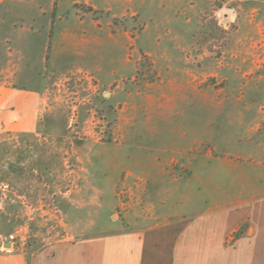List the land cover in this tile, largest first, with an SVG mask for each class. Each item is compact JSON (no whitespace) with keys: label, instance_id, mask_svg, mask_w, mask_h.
<instances>
[{"label":"rangeland","instance_id":"obj_1","mask_svg":"<svg viewBox=\"0 0 264 264\" xmlns=\"http://www.w3.org/2000/svg\"><path fill=\"white\" fill-rule=\"evenodd\" d=\"M256 148L264 0H0V254L126 229L160 181L201 203V156Z\"/></svg>","mask_w":264,"mask_h":264},{"label":"crops","instance_id":"obj_2","mask_svg":"<svg viewBox=\"0 0 264 264\" xmlns=\"http://www.w3.org/2000/svg\"><path fill=\"white\" fill-rule=\"evenodd\" d=\"M257 150L244 164L228 158L234 155L218 157L216 168L201 156V198L192 200L201 203H168L178 184L160 181L162 199L128 228L59 244L28 261L0 254V264H264V148ZM168 158L158 159V173H170Z\"/></svg>","mask_w":264,"mask_h":264},{"label":"built area","instance_id":"obj_3","mask_svg":"<svg viewBox=\"0 0 264 264\" xmlns=\"http://www.w3.org/2000/svg\"><path fill=\"white\" fill-rule=\"evenodd\" d=\"M234 241V236H231L229 239H228V243H232Z\"/></svg>","mask_w":264,"mask_h":264}]
</instances>
